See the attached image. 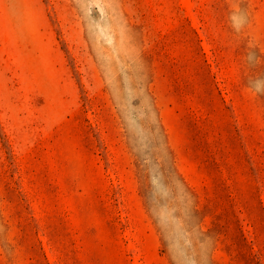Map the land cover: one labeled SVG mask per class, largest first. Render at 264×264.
<instances>
[{
  "label": "rangeland",
  "instance_id": "obj_1",
  "mask_svg": "<svg viewBox=\"0 0 264 264\" xmlns=\"http://www.w3.org/2000/svg\"><path fill=\"white\" fill-rule=\"evenodd\" d=\"M0 264H264V0H0Z\"/></svg>",
  "mask_w": 264,
  "mask_h": 264
},
{
  "label": "bare ground",
  "instance_id": "obj_2",
  "mask_svg": "<svg viewBox=\"0 0 264 264\" xmlns=\"http://www.w3.org/2000/svg\"><path fill=\"white\" fill-rule=\"evenodd\" d=\"M185 1V0H184ZM184 3H186V2H184ZM190 5V4H189Z\"/></svg>",
  "mask_w": 264,
  "mask_h": 264
}]
</instances>
